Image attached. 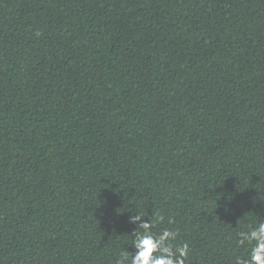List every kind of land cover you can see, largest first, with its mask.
<instances>
[{
  "label": "trees",
  "instance_id": "obj_1",
  "mask_svg": "<svg viewBox=\"0 0 264 264\" xmlns=\"http://www.w3.org/2000/svg\"><path fill=\"white\" fill-rule=\"evenodd\" d=\"M137 212L184 264L248 256L264 0H0V264H130Z\"/></svg>",
  "mask_w": 264,
  "mask_h": 264
},
{
  "label": "clouds",
  "instance_id": "obj_2",
  "mask_svg": "<svg viewBox=\"0 0 264 264\" xmlns=\"http://www.w3.org/2000/svg\"><path fill=\"white\" fill-rule=\"evenodd\" d=\"M144 215L137 212L131 217L133 221L141 220V229L137 231L132 245L135 253L131 255L130 264H184L189 255V245L183 243L173 246L177 232L165 228L159 233L152 232L154 227L152 220H143ZM160 221L163 216L158 217ZM173 222L171 218L168 221ZM238 243L250 245V252L246 258L237 256L235 264H264V222H259L256 227L239 233Z\"/></svg>",
  "mask_w": 264,
  "mask_h": 264
}]
</instances>
